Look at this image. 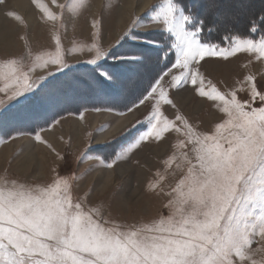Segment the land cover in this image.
<instances>
[{
	"label": "snow or ice",
	"instance_id": "snow-or-ice-1",
	"mask_svg": "<svg viewBox=\"0 0 264 264\" xmlns=\"http://www.w3.org/2000/svg\"><path fill=\"white\" fill-rule=\"evenodd\" d=\"M40 7L48 20L57 21L62 15L46 5ZM208 7L216 8L215 0ZM146 8L149 23L137 16L116 41L115 49L127 40L139 41L135 51L121 54L96 43L71 51L86 48L93 53L84 63L111 86L124 81L113 71L116 65L104 69L102 61H124L138 69L151 64L141 81L139 98L128 108L132 111L151 102L147 130L126 141L112 158L98 159L112 168L150 138L161 141L169 132L182 136L175 144L179 155L173 153L165 161L169 167L175 163L177 169L187 166L186 174L167 193L170 215L139 226H108L98 208L85 210L82 201L74 202L72 185L65 177L46 187L6 182L0 185V264H264V81L258 83L257 76L249 73L237 87L221 91L204 77L199 65L205 57L227 60L237 52L255 53L260 60L264 35L258 41L229 36V46H222L202 39L204 21L181 0H163ZM97 23L93 21V28ZM259 24L264 26V15ZM157 31L160 35L151 39L144 35ZM250 31H258L255 21ZM55 43L54 52L35 55L27 70L22 59L0 66L7 69L0 75L14 81L10 99L31 93L49 77L74 67L65 59L59 36ZM37 69L49 70L32 79ZM187 85L224 114L213 132L197 131L179 112L169 119L162 111L163 105L176 107L169 89ZM238 92L246 93L247 99L238 98ZM257 102L259 106H254ZM35 139L52 148L39 133Z\"/></svg>",
	"mask_w": 264,
	"mask_h": 264
},
{
	"label": "rangeland",
	"instance_id": "rangeland-1",
	"mask_svg": "<svg viewBox=\"0 0 264 264\" xmlns=\"http://www.w3.org/2000/svg\"><path fill=\"white\" fill-rule=\"evenodd\" d=\"M32 1L35 4L38 3L40 7L39 0ZM162 2L163 0H154L149 7ZM209 2L210 0H205L206 6L201 10L209 23L208 25L213 23L220 28H226L233 23L234 26H238L244 31L235 35L219 32L206 36V38H203L202 34L204 41L229 46V41L226 39L229 36H240L258 41L264 35V31L262 34H259L258 31L253 32V35L249 34L250 21L257 18L252 14L254 10L263 6L262 0H215L216 8L208 7ZM57 4H63L65 8L61 9L57 6L48 8L56 13H62L60 19L57 21L47 19L49 24L45 26V33L36 35L33 39L30 38V34H36V30L31 31L27 27L26 31L30 32L29 36L21 35L22 40L19 42L20 44L24 42L26 46H21L22 49L11 52L0 49L2 50L0 66L11 59H22L25 65L24 70H27V66L32 63V58L35 55L55 51L56 37L59 36L66 53L65 59L74 67L64 73H57L55 76L49 77L33 92L15 99H10L15 89L14 81L0 75V83L4 82L0 85L5 87H0V101H3V104L0 105V146L24 135L35 137L39 133L43 138L45 131L53 129L66 118L80 117L93 112L126 114L138 108H140V113L119 134L102 144L96 143L94 134L96 131L105 130L109 126L107 121L99 122L94 128L84 129L85 136H82L84 139L79 143L76 142L78 139L76 132L67 130V128L65 133H58L56 144L44 137L43 140L51 144L52 148L50 149L47 144H44L51 151L49 153L51 155L49 162L47 163L48 160L45 162L43 174L36 175L34 170L36 167L28 171L18 169L14 165V160L8 159L7 162L6 158L2 156L0 159V185L16 181L32 187H46L54 183L58 177H65L72 185L74 202L82 201L85 210L98 208L102 219L109 221L108 226L114 224L122 227L139 226L150 224L161 216L170 215V209L166 205L171 197L167 193L183 178L187 170L186 165L177 169L175 163L171 167L165 164V161L173 153L179 155L181 151L175 147V144L178 139H183V137L178 136L175 132L166 133L165 139L161 141L150 138L130 154L125 153L124 158L120 159L112 168H116L121 163L123 166H128L127 171L123 174L116 173L115 180L105 187L100 185L97 176H91L95 173V168L104 167L98 157L112 158L114 151H119L122 145L126 146V141H130L140 132L147 130L146 118L150 114L151 102L133 108L132 111H128V108L139 98L141 81L147 76L151 64L149 68L138 69L124 61L112 59L102 61L104 69L116 65L113 71L124 81L123 83L117 81L115 86H111V82H102L97 73L91 71L93 66L84 63V61L93 58V53H89L86 48L84 51H71L73 48L79 49L81 46H88L92 43H96L103 49H109L111 46L114 51L121 54L135 51L141 46L139 41L127 40L122 48L115 49L116 41L137 16L142 18L143 23H149L145 18L147 9L141 15H133L132 20L115 38L114 30L118 28L117 19L120 10L124 8V0H102L98 7L96 0H56ZM52 5L55 4L52 3ZM42 15L44 16V14ZM93 21L98 22L95 28H93ZM53 22L54 28L51 25ZM212 30L217 32L216 28H212ZM144 35L151 39L154 36H159L160 33L157 31ZM38 39L42 40L39 44L36 42ZM143 47L150 48L151 45H143ZM164 63L163 60L160 62L161 68ZM199 65L200 72L204 77L216 84L221 91H230L237 87L238 82L242 81L249 73L257 76L258 83L264 81V58L257 60L255 53L237 52L227 60L220 57H205L204 60L199 61ZM50 68L54 70L55 66H50ZM48 70L37 69L35 73L31 74L32 79L46 75ZM6 71V68L0 67V72ZM167 80L168 77H165V81ZM143 86H146V82ZM176 92H182L184 104H179L175 96ZM169 95L176 107L163 105L164 114L169 119H175V115L179 112L189 120L197 131L211 133L215 129V124L225 118L213 102L200 97L191 85L184 86L179 90L170 88ZM238 98L245 100L247 94L238 92ZM254 106H259V102ZM53 121H58V123H53ZM177 123L179 122L177 121ZM37 151L41 154L47 153L48 150L38 148ZM180 162V160L176 161V163ZM60 166L63 167L62 170L59 169ZM157 173L160 175L158 176ZM253 247H257V245ZM255 258L259 260L261 255L257 254Z\"/></svg>",
	"mask_w": 264,
	"mask_h": 264
},
{
	"label": "bare ground",
	"instance_id": "bare-ground-1",
	"mask_svg": "<svg viewBox=\"0 0 264 264\" xmlns=\"http://www.w3.org/2000/svg\"><path fill=\"white\" fill-rule=\"evenodd\" d=\"M41 5L47 7L52 5V0H39ZM60 1V0H59ZM154 0H124V8L120 10L117 19V29L114 30V37L117 38L121 30L132 20L133 15H141ZM102 0H96V6H100ZM261 7V6H260ZM14 13L15 15H9ZM45 13L42 11L39 4L33 3L32 0H4L0 3V49L11 52L14 50L22 49L21 46H26L24 42L21 44V35L27 34V27L29 30H36V34L31 33L30 38L33 39L36 35H42L46 31L47 18L42 15ZM19 16L21 19H16ZM243 23V21H242ZM51 24V23H50ZM54 28V22L51 24ZM242 27V26H241ZM26 36V35H25ZM24 36V37H25ZM38 44L42 42L41 39L36 41ZM0 50V52L2 51ZM1 85L4 84L0 83ZM1 88H5L1 86ZM176 99L179 104H184V98H182V92L175 93ZM140 113V108L133 110L126 114H114L110 112L89 113L80 117L66 118L61 124L56 125L53 129L45 131L44 137L51 140L53 143H57V135L60 132L65 133V130H72L76 132L78 139L76 142L82 141L84 135L83 130L88 127L94 128L99 122H109V126L105 130L96 131L94 139L97 144H102L109 141L110 138L119 134L126 126L135 119ZM43 137V139H44ZM21 149L19 150V148ZM48 150L47 153H38L37 149ZM17 150V151H16ZM18 152V154H17ZM51 151L44 146V143L37 142L35 137L24 135L17 137L11 141H7L0 146V159L4 156L8 162L14 160V165L18 169L28 171L33 167H36L35 174H43L45 170V162L50 160ZM3 160V159H2ZM36 165H35V164ZM48 167V166H47ZM63 167L60 166V170ZM96 171L91 176H97L100 180V185L105 187L115 180L116 173L123 174L128 169V166H123L119 163L116 168H95ZM90 176V177H91ZM88 177V178H90ZM93 177V179H94ZM74 200V199H73Z\"/></svg>",
	"mask_w": 264,
	"mask_h": 264
},
{
	"label": "trees",
	"instance_id": "trees-1",
	"mask_svg": "<svg viewBox=\"0 0 264 264\" xmlns=\"http://www.w3.org/2000/svg\"><path fill=\"white\" fill-rule=\"evenodd\" d=\"M205 0L203 1H199L197 2V0H181V2L186 5L188 7V9L190 11L195 12L198 15V18L204 21V31L202 32L203 34V38H206V36H211L213 34H217L219 32H223V33H229V34H240L242 33L244 30L238 26H234L235 24L231 23V26H228L226 28H220L218 26H216L213 23H210V25H208V21H206L205 15L203 13H201V10L206 6V2L204 3ZM263 1V6L260 7V9H256L253 12V16L256 15L257 18L255 17L254 19H252L250 21V28H251V24L253 21H255L257 23L258 26V33L262 34V32L264 31V26H260L259 24V17L261 15H264V0ZM212 25V26H211ZM215 26V27H214ZM212 28H216L217 32H214L212 30ZM228 28V29H227ZM219 30V31H218ZM250 35H253V32L249 31Z\"/></svg>",
	"mask_w": 264,
	"mask_h": 264
}]
</instances>
